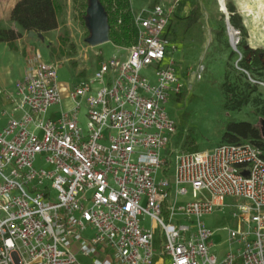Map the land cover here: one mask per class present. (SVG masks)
Returning a JSON list of instances; mask_svg holds the SVG:
<instances>
[{"label": "built area", "instance_id": "built-area-1", "mask_svg": "<svg viewBox=\"0 0 264 264\" xmlns=\"http://www.w3.org/2000/svg\"><path fill=\"white\" fill-rule=\"evenodd\" d=\"M129 3L134 42L114 43L119 55L99 63L88 81L61 84L64 61L35 54L16 92L0 89V100L14 107L0 131V264H82L79 255L91 264H264L263 150L222 143L161 159L177 133L166 105L185 88L173 62L163 66L172 10L160 3L137 13ZM121 24L119 17L115 28ZM236 33L234 47L241 42ZM148 70L154 83L142 75ZM204 71L201 64L198 80ZM58 105L60 116L47 119ZM83 105L86 128L79 121ZM38 155H46L48 170L35 168ZM165 168L172 176L158 182ZM228 197L245 201L240 214L232 213L237 228L228 229L240 248L219 263L202 218ZM146 216L161 227L159 251L153 231L141 225ZM179 216L197 223L180 224Z\"/></svg>", "mask_w": 264, "mask_h": 264}, {"label": "rangeland", "instance_id": "rangeland-1", "mask_svg": "<svg viewBox=\"0 0 264 264\" xmlns=\"http://www.w3.org/2000/svg\"><path fill=\"white\" fill-rule=\"evenodd\" d=\"M16 0H0V22L3 27L11 28L14 22L11 20L10 9ZM63 6L59 17V30L46 34L43 39L30 37L27 34V42L35 44L41 53L43 60L52 62L62 60L64 63L58 69V81L63 85H74L82 81H88L98 69L99 63L109 61L114 55H119L114 43L109 42L95 48L87 47L85 39L90 35L86 23V10L89 0H59ZM133 9L139 13L148 0H132ZM203 9V19L195 21L190 15L186 19H179L182 14H177L171 19V31L166 34L170 48L163 66L173 62V68L184 84V90L180 96L172 95L166 108L168 114L176 121L177 133L167 149L161 153L162 160L175 159L174 152H203L211 150L223 142V135L229 120L237 122H249L261 129V121L264 116L258 113V108L252 104L244 106L240 111L227 110L224 106L227 102L223 85L227 81L242 84L240 74L243 70L238 65L244 59V45L259 49L264 52V0H200ZM189 5L194 4L188 0ZM228 6L235 8L236 14L244 27L241 31L239 53L230 45V37L226 27V17H231ZM181 13V14H180ZM10 14V17H9ZM177 16V18H176ZM16 32L22 29L16 24ZM213 29L225 30L223 35L227 44L219 46ZM237 30V29H236ZM65 39V43L62 41ZM243 42V43H242ZM4 46V45H3ZM0 46V89L14 91L15 85L20 82L21 72L18 68L20 63L13 56L18 54L3 53ZM74 47V48H72ZM175 47V50L172 48ZM99 53V56H96ZM16 58V57H15ZM18 60V59H17ZM22 64V63H21ZM204 65L205 71L202 79L198 80L196 74L200 65ZM152 83L155 81L154 70L143 71ZM251 77V76H250ZM252 78V77H251ZM5 82L9 88H4ZM247 80L256 86V92L252 98L264 101V80L256 77L252 80L261 82L254 83L247 75ZM64 107L69 104L63 103ZM62 106V107H63ZM14 107L7 110L6 118L0 122V131L3 128ZM61 106H54L47 114V119H57L60 116ZM1 113V112H0ZM86 107L83 105L79 121L86 128ZM18 117V114H16ZM172 151H174L172 153ZM172 153V154H171ZM35 168L48 170L46 155H38ZM164 174L159 170L157 181L172 176V168H165ZM190 199L180 197L179 202L184 203ZM245 203L242 199L233 197L226 198L224 206L216 209L212 214L202 218L205 227L213 232L212 243L214 247L210 254H215L220 263L229 252L237 253L240 246L229 241L228 229L237 228V218L232 213L240 214L238 205ZM180 224L196 225L195 218L184 216L177 217ZM142 227L150 229L154 234V248L159 251L162 238L161 227L158 223H152V219L146 216L141 221ZM93 231L86 236L92 237ZM82 264H91L92 259L78 256Z\"/></svg>", "mask_w": 264, "mask_h": 264}, {"label": "trees", "instance_id": "trees-1", "mask_svg": "<svg viewBox=\"0 0 264 264\" xmlns=\"http://www.w3.org/2000/svg\"><path fill=\"white\" fill-rule=\"evenodd\" d=\"M100 2L106 8L109 16L110 40L117 45H131L136 38V28L133 25L129 0H118L116 3L118 10L116 11L112 10L114 0H100ZM193 2V10L196 11L199 18L201 6L197 1ZM228 9L231 13V25L240 32L244 31L240 16L236 14L235 8L228 6ZM62 11L63 6L59 0H20L11 12V20L24 33L35 32L37 34L41 33L44 36L59 28V17ZM120 11L121 13H119ZM119 17L122 18V24L118 28H115ZM224 33L225 30L216 29L214 31L219 46H222L224 43L227 44L223 38ZM22 36V33L16 32L14 29L0 26V43H14ZM62 41L65 43L64 38ZM245 59L246 52L244 51V59L238 63L240 68L249 73L253 79L256 76L264 80V66L261 63H256L254 65L256 68L253 70L254 66H249ZM256 70L262 72L257 74ZM244 71L240 74L242 84L238 81L235 83L229 82L227 76V81L223 85L227 98L224 107L227 110L240 111L244 106L252 104L258 108V113L264 116V101L259 98H252V95L256 92V86L247 80V74ZM243 142H251L264 152V138L260 129L249 122L229 120L222 143L241 144Z\"/></svg>", "mask_w": 264, "mask_h": 264}, {"label": "crops", "instance_id": "crops-1", "mask_svg": "<svg viewBox=\"0 0 264 264\" xmlns=\"http://www.w3.org/2000/svg\"><path fill=\"white\" fill-rule=\"evenodd\" d=\"M19 1L20 0H16L14 2V4L12 5V7L10 9V12H9L10 14H11L14 6L16 5V3ZM187 1L188 0H181L177 3V5L175 7H172V5L170 3L171 0H148L147 5H145V7H143V8L153 7L154 5L160 4V3H164L167 6L171 7L170 9L172 10V14H171L169 26H168L166 33H165V36H166V34L171 31V25H170L171 19L173 16H175V14H177L176 11H180L182 14H184L183 17H182V15L179 16V14H178L179 19H186L190 15L193 17V19L196 22L197 21L200 22L203 19L202 7H201V15L198 18L196 11L193 10V6L189 5V3H187ZM193 1H197L199 3V5L201 6L200 0H193ZM132 3H133V1H132ZM10 14H9V17H10ZM176 18H177V16H176ZM0 20H1V18H0ZM0 24H1V22H0ZM0 26H2V25H0ZM15 26H16V24L14 23V26H12L11 29H14L15 31H17V28ZM59 27H60V25H59ZM57 30H59V29H57ZM57 30H54V31H57ZM215 30L216 29H213V31H215ZM54 31H51L47 34L53 33ZM20 33H22L23 36L20 39H18L16 42H14V43H0V46L4 45L2 48L3 53H7L8 49H10V54H18L19 53L17 56H13L14 57L13 59H15L16 62L19 61L18 63H20L18 68L20 69V72H21V77H20V81H21L25 76L27 66H28V62H29L30 58H32L35 54L40 55L42 59H43V57H42L41 53L38 51V49H36L35 44H31V43L27 42V33H24L23 31ZM4 84H5L4 88H6V89L9 88V85L5 82V80H4ZM15 88H16V85L14 87V91H15ZM6 92H9V91H6ZM9 93H13V91H10ZM10 107H12V106L8 100H6V99L0 100V112L1 113ZM7 121H8V119L6 120V122L3 126L6 125Z\"/></svg>", "mask_w": 264, "mask_h": 264}, {"label": "water", "instance_id": "water-1", "mask_svg": "<svg viewBox=\"0 0 264 264\" xmlns=\"http://www.w3.org/2000/svg\"><path fill=\"white\" fill-rule=\"evenodd\" d=\"M86 23L87 28L90 32V35L84 40L85 44H87L91 48H95L97 46L107 44L110 42V25H109V16L107 13L106 8L100 2V0H89L88 7L86 10ZM226 27L227 31L230 28L235 29L230 23V17H226ZM30 37H37L39 39H43V34L30 32ZM230 45L236 51L231 38H230ZM249 48V46H246ZM261 134L264 138V119L261 121ZM244 175H248L247 172Z\"/></svg>", "mask_w": 264, "mask_h": 264}, {"label": "flooded vegetation", "instance_id": "flooded-vegetation-1", "mask_svg": "<svg viewBox=\"0 0 264 264\" xmlns=\"http://www.w3.org/2000/svg\"><path fill=\"white\" fill-rule=\"evenodd\" d=\"M247 45H244V51L246 52V63L249 66H254L256 63H261L264 66V52L259 49L254 48H246ZM256 68L255 66L253 67ZM257 74L261 73L262 71H255Z\"/></svg>", "mask_w": 264, "mask_h": 264}, {"label": "bare ground", "instance_id": "bare-ground-1", "mask_svg": "<svg viewBox=\"0 0 264 264\" xmlns=\"http://www.w3.org/2000/svg\"><path fill=\"white\" fill-rule=\"evenodd\" d=\"M236 29L230 28L228 31V35L231 38V41L233 43V45L235 44V41L237 40V35H236ZM236 51L239 53L237 47H235Z\"/></svg>", "mask_w": 264, "mask_h": 264}]
</instances>
